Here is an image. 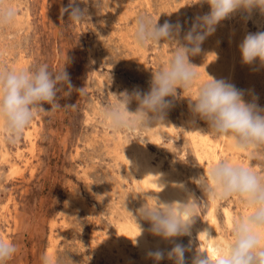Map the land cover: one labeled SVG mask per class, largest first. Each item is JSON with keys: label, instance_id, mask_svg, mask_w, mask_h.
Listing matches in <instances>:
<instances>
[{"label": "rangeland", "instance_id": "374dc122", "mask_svg": "<svg viewBox=\"0 0 264 264\" xmlns=\"http://www.w3.org/2000/svg\"><path fill=\"white\" fill-rule=\"evenodd\" d=\"M9 2L18 14L14 24L0 28V70H35L44 64L52 72L64 68L72 87L64 86L57 93L61 109L50 111L51 105L44 103L46 111L38 109L18 139L9 138L0 127V239L17 246L14 257L3 264H43L45 256L52 264H117L113 256L100 252L104 249L101 238H121V226L132 222L142 226L151 239L168 243L167 251L182 245L185 264H193L192 251L202 253L197 233L170 239L154 235L150 222L141 218L138 210L145 204L156 207L160 200L150 187L139 188L136 167L120 157L141 145L151 153L154 164L163 162L167 170H179L197 202L194 223L203 221L212 198L194 181L206 174L209 162L198 161L186 123L191 114L189 101L195 98L198 83L188 90L178 88L176 98H166L172 106L164 117L176 127L173 134L157 133L156 126L162 122L131 132L113 131L102 121L100 111L115 101L112 94L147 93L153 72L166 65L175 48L163 41L138 47L133 39L138 17H151L158 25L166 21L179 25L175 38L183 44L195 18L210 12L209 5L196 0H75L72 6L86 9L89 18L72 21L65 11L71 0ZM241 15L245 14L230 15L216 26L220 31L216 37L223 40L221 49L228 48L229 35L224 31L231 25L239 27ZM257 17L260 21L246 18L249 28L254 33L264 32V12H257ZM207 38L200 47L209 54ZM198 55L190 56V63L195 64ZM248 72L254 77L258 74L252 88ZM263 78L264 65L258 60L251 65L238 62L233 84L248 101L254 99L251 95L258 97V106L264 108ZM196 119L210 133L207 122ZM210 134L220 145L219 161L236 156L243 166L256 165L254 170L264 175V161L250 160L247 152L230 149L223 136ZM6 151L9 156L4 157ZM215 209L216 229L230 239L233 220L248 209L235 196L217 200ZM226 210L231 212V224ZM129 244L127 248L138 263L142 255L134 243ZM162 253L160 260L149 254L146 264L176 263Z\"/></svg>", "mask_w": 264, "mask_h": 264}, {"label": "clouds", "instance_id": "9594fccd", "mask_svg": "<svg viewBox=\"0 0 264 264\" xmlns=\"http://www.w3.org/2000/svg\"><path fill=\"white\" fill-rule=\"evenodd\" d=\"M74 3L75 0H71L69 9H65L69 11V19L83 21L89 18L87 10L73 7ZM195 3H207L210 12L195 18L183 44L175 38L180 31L179 25L167 21L158 25V20L146 16L136 19L133 39L138 47L159 45L163 41L174 44L175 48L166 65L153 72L147 93L112 94L115 101L106 104L100 116L113 131L131 132L137 127L161 123L166 110L172 106V101L166 98H176L178 88L188 90L197 84L199 75L195 69L198 67L190 63L189 57L200 53V45L214 33L216 26L240 9L264 11V0H196ZM17 14L9 0H0V28L14 24ZM239 50L244 64L251 65L258 60L264 65V32L246 35ZM209 78L198 84L195 98L189 101L190 111L207 122L210 133L230 136L234 147L247 152L250 160L264 161V108L246 102L244 93L225 80ZM64 86L71 90L64 68L52 72L44 64L35 70H0V120L9 138L18 139L30 126L37 110H45L44 103L51 105L50 111L61 109L56 97ZM133 100L138 103L135 112L128 110ZM194 182L212 199L240 198L248 212L233 220L230 239L219 247L215 261L197 253L193 264H264V175L255 171L251 164L243 166L224 159ZM196 206L195 198H189L186 203H158L156 207L145 204L138 211L141 218L150 222V231L154 235L170 239L188 234L197 217ZM142 231L139 227V235ZM16 252L17 246L13 242L0 239V264L13 258ZM184 253L185 248L177 244L168 257L174 258L176 264H185ZM150 255L156 260L163 257L159 251ZM42 259L43 264H52L49 257Z\"/></svg>", "mask_w": 264, "mask_h": 264}, {"label": "bare ground", "instance_id": "6f19581e", "mask_svg": "<svg viewBox=\"0 0 264 264\" xmlns=\"http://www.w3.org/2000/svg\"><path fill=\"white\" fill-rule=\"evenodd\" d=\"M257 12L263 13L264 11H261L259 8H253L250 11H245L243 9H240L231 15L232 18V16L240 17L239 16L240 14L243 13L245 14L244 16L241 15L243 17L240 19L239 27L235 25H231V28L228 26L229 29L228 30L226 29V31H224L225 34L227 33L229 35L228 48L225 49L220 48L222 47L221 41L223 40H220L218 37H216V34H218L220 31L217 32L215 30L212 35H209V38H207L208 40L205 41V43L212 51V53L206 54L207 51L201 49L197 59L195 60L194 58L195 64L192 63L194 66L198 67L195 69L199 75V80L197 82L198 84L207 82L210 79L209 76H211L217 80L223 79L226 82L234 85L233 80L235 78V74L238 69V62L244 64L242 62L239 45L243 41L246 35H248L249 33H254L252 30H250L249 28L250 23L248 24L246 18L253 17L255 18V20L258 18L257 21H260V17H257ZM178 15L179 14H177V17ZM255 23L257 24V22ZM211 38L214 41L211 40ZM223 39L226 40L225 38ZM206 62L209 63L206 64ZM246 76L248 77L249 80L248 85H250V87L252 88L255 85V82H257L256 80H258L256 78L258 77V74L257 76L254 77L253 73L248 72ZM260 84L261 86L263 85L262 82L259 83V85ZM251 97H254L253 99L254 101L253 100L248 101L246 97H244V100L246 102L255 103L259 105L260 101H256L259 98L254 95H251ZM137 108H138V104H136V102L133 100L130 103V110L135 112ZM197 117L194 116L191 112L189 118H187L186 120V123L188 126V133L194 139L193 145L198 156V161L200 162V164L204 163L205 160H208L209 162V165L207 166V170H206V174H207L208 169L211 168L215 163L219 162L220 155L218 151V146L220 145L212 138L208 130H205L206 129L205 126H203L201 123L196 122ZM0 127L1 129H4V125H1ZM156 129L158 130L157 131L158 134H161L162 132H168L169 134H173L174 131H176V127L174 126L172 121H170L168 116L164 117L162 123L159 126H156ZM30 135L32 134L30 133ZM156 136H157L156 141H159L158 138L159 136L157 134L155 135V137ZM223 137L228 142L230 149L239 151L234 147V142L230 136H223ZM129 150L130 152L128 154L126 155L124 154V156L120 158H124V159L127 158L126 160L134 164V166L136 167L138 173L140 174V180L138 182L139 188L143 189L150 187L151 189H153L156 196H158L160 203H174V202L186 203L189 198H193L192 197L193 194L189 189L190 186L182 178L181 172L179 170L175 169L174 167L172 168V170L171 169L167 170V168L163 165V162L160 164H154V162L152 161L151 153L146 151L145 148L141 145H136V147H132ZM7 155L9 156V151H6L4 153V157H6ZM225 159L231 161L234 164L242 165L238 160V157L236 156H231V157L226 156ZM216 203H217L216 199H211L206 218H204V220L201 221L200 223H193L189 228V232L195 231L197 233L202 249V253L200 254L203 256L208 255L209 258L213 261H215L216 259L219 247L222 244H225L229 240L228 238L224 237L221 233H219L216 229V224H217L215 217ZM174 207L178 208L179 206L175 205ZM230 213L231 212H229V210H226V214H227L226 216L228 218L229 223L231 224L232 215ZM139 227L143 229L140 235H139ZM101 242L104 245V249L101 250L100 252L101 253L104 252L106 254L108 253L109 255L113 256L116 259L117 264H146L150 253L159 251L168 254L170 252L167 251L168 243H166L164 240L155 241L154 239H151L150 236H148L146 230L136 222L127 223L121 226V238L113 239L111 235H105L104 237L101 238ZM129 242L134 243V245H136V247L138 248L139 254L141 253L142 255L141 260H139L138 263L137 260L133 257L132 252H130L129 249L127 248L130 245ZM192 253H193V257H195L198 251L193 250ZM50 255L51 253H49V256Z\"/></svg>", "mask_w": 264, "mask_h": 264}]
</instances>
